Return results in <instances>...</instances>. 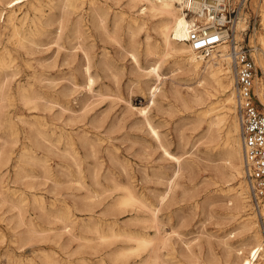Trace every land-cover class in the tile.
<instances>
[{
    "label": "bare ground",
    "instance_id": "bare-ground-1",
    "mask_svg": "<svg viewBox=\"0 0 264 264\" xmlns=\"http://www.w3.org/2000/svg\"><path fill=\"white\" fill-rule=\"evenodd\" d=\"M122 1L0 0V206L5 209L0 220L6 223L10 239L0 252V260L4 258L3 264H264L262 225L251 210L249 186L242 180L243 144L230 39L208 54L192 48L188 42L190 28L198 24L208 27L214 20L211 12H198L193 0ZM229 2L224 3V12L238 0ZM249 8L260 16L261 45L255 50H262L256 63L264 73V1L249 0ZM248 10L242 8L240 15ZM242 17L235 23L238 43L248 27V18ZM124 22L130 33L127 45L117 31ZM142 31L145 37L141 40ZM107 43L116 44L138 66L142 64V50L152 57L153 63L143 68L144 75L155 78L148 87L149 109L159 97L174 98L195 112V129L205 125L201 139L210 144L212 155L219 156L214 160L219 162L214 165L213 193L225 202L217 233H206V238L188 236L192 213L183 212L182 203L193 196L187 200L186 191L178 196L176 190L178 178L192 166L183 157L189 151H170L148 108L139 110L143 117L137 125L146 128L174 169L169 176L155 171L151 175L144 165L142 180L148 182L156 176L165 184L162 190L141 189L134 183L131 160L118 146L109 144L110 136L104 138L89 128L72 132L62 127L58 133L54 128L49 130L46 121L37 122L38 113L33 111L54 114L56 106L60 118L69 112L63 117L66 125L87 119V112L76 114L70 101L75 87L83 85L94 94V86L104 84V73L109 71L116 78ZM51 45L58 48L53 61L37 56L43 47ZM62 50H66L65 56L60 59ZM80 56L82 60L76 63ZM164 64L183 75L178 82L186 90L178 85L163 87ZM63 82L73 87L64 84L58 89ZM254 92L264 104V76L256 75ZM94 95L107 94L99 89ZM15 98L32 111L33 119L27 120L24 112L11 109ZM18 122L24 126L23 136ZM88 122L99 130L105 126L106 117L95 115ZM179 137L184 145L191 142L182 133ZM151 146H143V158ZM100 148L104 149L103 156L99 155ZM82 164L87 168L73 170V165ZM115 166L126 174L125 181L119 179ZM126 213L129 217L120 223L117 217ZM108 215L115 218L108 220ZM5 240L6 233H0V244ZM28 246L32 255L23 256Z\"/></svg>",
    "mask_w": 264,
    "mask_h": 264
},
{
    "label": "rangeland",
    "instance_id": "rangeland-1",
    "mask_svg": "<svg viewBox=\"0 0 264 264\" xmlns=\"http://www.w3.org/2000/svg\"><path fill=\"white\" fill-rule=\"evenodd\" d=\"M122 3H125V0H123ZM248 12L249 13H245V14L243 12L244 14L243 17L248 18V22H247L248 30L246 34H242L239 40L245 46L252 47L253 49L252 53L255 58V62H257L258 61L256 60L257 55L258 54L263 55L262 50L260 48L259 50H255V46L260 47L261 45L258 34L262 30V26L260 24L259 13L256 11L255 14V12H253V10H251L250 8ZM243 17L242 19H244ZM112 18L113 15L111 16L110 21L112 20ZM110 23L112 26L113 20ZM126 28L127 27L124 22L121 23L120 28H118L117 30L118 34L123 38V42L125 45H127L130 40V33L127 31ZM144 37H145V31H142L139 34V39L142 40ZM106 47L109 49V52L112 54L114 58V70L115 72L117 71L116 72L117 76L116 78H114L109 71L104 73V75L106 74L107 76V77L105 76L103 79L104 84L102 85L101 83H97L94 86V88L96 89L94 94L97 93L99 89H101L107 95L103 97L95 96L92 92L88 91L82 85L75 87L74 97L70 101L72 108H74L77 111L76 114L87 112L88 117L84 122L83 121L78 122L73 126L66 125L64 123L65 121L64 118L67 117L69 112L65 113L66 115L63 116L64 118L63 117L60 118L58 116L59 114H56L60 110L58 106L54 108V114L53 112L47 113L42 110H36L33 112L38 113L39 120H37V122L45 123L46 121L48 125L47 128L49 130L54 128L58 133L60 132L62 127H65V129L71 130L72 132H78L83 130L84 128H89L90 130H92V132H97L99 135L103 136L104 138H108V136H110V139H107L109 144H115L116 146H118L119 152L124 157H127L131 160L130 169L134 171V180H135L134 183H136L138 187L141 189L145 187H149L157 190H162L164 189L165 184L163 182H160V180L156 176H153L151 179H149L148 182L142 180L141 169L145 165L146 168H148V172H150L151 175L153 174V171H155L158 173L166 172L167 176H169L174 169V164L172 161L164 157L163 149L160 147L158 148L156 143L152 140L151 136L148 134L146 128L137 125L138 122L143 117L142 113H140L139 110L142 108L147 109L148 105L150 104L148 87L150 84H152L155 81V78L144 75L143 68H146L149 64L153 63L152 57L147 56L146 53L142 50L140 52V63L142 64L138 66V64L134 63L132 57L129 54L122 52L116 44L107 43ZM65 51L66 50H62L60 52V57H59L60 59H63V57L65 56ZM229 52H230V44H229ZM57 54H58L57 45H51L50 48H47V46L43 47V50L40 51L37 54V56L41 58H47L49 62V61H53V59L57 56ZM81 60H82L81 56L77 57L76 63H78ZM256 66L258 70L257 73L258 76H264L263 70L260 67H258V63H256ZM231 70L234 77L233 61H231ZM161 72L163 78H165V84L163 86L165 89L171 88L172 85H178L182 89L186 90V86L181 85L178 82L179 79L183 78V75L178 74L177 71H172L168 64L163 65ZM64 84L68 85L70 88L73 87L70 83L63 82L58 86V89L63 87ZM234 88H235V77H234ZM40 89L42 91L49 90V88H40ZM119 96L121 98H119ZM257 98L259 100V103L264 107V104L260 101L258 96ZM126 100H128L130 103L128 101L126 102ZM11 103L13 104L11 108L13 111L24 112L25 119L27 120L33 119L31 116L32 114H30L32 113V111L28 110L16 98L15 100L13 99ZM237 109L238 106H236V110ZM195 110H199V108ZM149 114L153 117L154 122L158 124V129L161 132L165 142L169 144L168 148L170 149V151L176 154H182L185 151H189L186 154H184L183 157L184 159L186 158L187 159L186 162L191 163L192 166H190L189 170L187 169L183 173V175L180 178H178L180 186H178L176 190L178 196H182L184 191H186L187 200L188 197L190 198L191 196H193L192 200L185 201L182 203L183 206L185 207L183 212L187 211L185 213H192L191 216L192 221H190V226L188 227V230L191 234L188 236L200 235L202 236V238H206L205 237L207 235L206 233H217L219 228L221 227L219 222L222 221L223 213L225 212V208H224L225 202L220 199V196L218 194L213 193L215 190L214 189L215 185L212 184L213 181L215 180L214 165L219 162L217 160L216 161L214 160L218 159L219 156L218 153L212 155V152L209 150L210 144H208V142H206L205 139H201V134L203 133V128L205 125L202 124L201 127L195 129L196 125L195 123H193L195 112H193L192 109H186L183 106L182 101H176L174 98L166 99L163 97H159L158 103L150 107ZM13 115H17V114H13ZM95 115L106 117L105 126L99 130L93 129L91 127V124L88 122ZM18 126H19L20 136L21 135L23 136L24 126L21 122H18ZM25 126L28 127L27 125ZM180 133L184 134L186 137H189V139L191 138V142H189L187 145H184V142H182L179 137ZM239 136H240V124H239ZM195 141L197 142L194 144ZM144 145H152L150 148L148 147L147 149L148 152L146 156L147 158H143L141 154ZM20 147L21 145L17 147L16 151H18ZM192 152L193 154H191ZM103 154H104V149L100 148L99 155L103 156ZM92 160L94 159L91 158L90 161ZM51 164L55 165L56 164L55 160L51 161ZM86 166H87L86 164H82L81 166L73 165L72 168L73 170L77 171L79 167H81V169H86L87 168ZM105 166H109V162L108 163L106 162ZM37 169L39 170L41 168L37 166ZM104 169L105 167L102 169V172H104ZM113 170L117 172L120 180L125 181L127 179L126 174L123 173L118 166H115ZM242 180L243 181L245 180L244 183L247 182V185L249 186L246 176L242 177ZM103 181L107 184H111L109 180H104V178ZM144 190L148 192L147 189ZM249 193H250V188H249ZM48 198H50V196H48ZM108 199L110 200V198ZM108 199L106 201H108ZM251 204H252L251 208L253 207L251 210L255 211L254 213H256L255 215H257V221L260 225H262L261 229L263 230V224H264L263 220L254 209V205L252 201ZM190 205H194V206L191 208ZM0 209H1L0 212H3L5 210L4 207L2 208L1 206ZM76 213L78 215L82 214L86 216L85 212L77 211ZM128 214L130 215V213H126V214H121L119 217H117L120 219L119 220L120 223H123L129 217ZM106 218L108 220H112L115 217L113 215H108ZM228 227H230V225H228L226 228ZM2 232L6 233V240L4 243L0 244V252L4 251L5 245L8 244L10 241L9 229L6 226V223L0 220V233ZM38 246L39 244L36 245V247ZM47 247L51 248L52 245L49 244L47 245ZM31 250H32L31 246L26 247L25 250L22 251L23 256L32 255ZM0 262H2L3 264L4 258H1Z\"/></svg>",
    "mask_w": 264,
    "mask_h": 264
},
{
    "label": "built area",
    "instance_id": "built-area-1",
    "mask_svg": "<svg viewBox=\"0 0 264 264\" xmlns=\"http://www.w3.org/2000/svg\"><path fill=\"white\" fill-rule=\"evenodd\" d=\"M198 12L202 9L212 13L214 20L208 27L195 25L188 32V42L194 50L208 54L225 39H230L233 57L235 89L243 144L244 170L254 209L264 223V107L254 92L258 73L251 46L237 42L235 23L242 8L248 9L249 0L232 3L226 12L222 7L226 0H193ZM264 1V0H263ZM244 2L247 6H244ZM248 28L245 30L247 33ZM264 233V224H263Z\"/></svg>",
    "mask_w": 264,
    "mask_h": 264
}]
</instances>
